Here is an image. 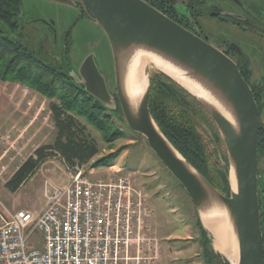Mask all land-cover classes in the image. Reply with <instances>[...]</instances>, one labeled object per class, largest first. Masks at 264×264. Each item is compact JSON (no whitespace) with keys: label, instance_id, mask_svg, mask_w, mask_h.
Segmentation results:
<instances>
[{"label":"water","instance_id":"water-1","mask_svg":"<svg viewBox=\"0 0 264 264\" xmlns=\"http://www.w3.org/2000/svg\"><path fill=\"white\" fill-rule=\"evenodd\" d=\"M58 1L80 3L86 8L107 35L114 59L115 91L94 51L84 57L78 69L71 70L73 79L109 110L121 106L124 123L146 137L186 190L201 226L214 242L205 215L227 218L235 245L234 252L222 254L229 264H264L258 182L260 111L253 88L238 64L145 0ZM43 21L55 24L54 20ZM139 56L157 58V62L150 61L156 69L186 89L214 119L227 148V158L222 153L220 158L229 182L228 194L204 176L158 125L149 105L148 64L141 67L142 76L131 78ZM203 126L212 133L206 124Z\"/></svg>","mask_w":264,"mask_h":264},{"label":"rangeland","instance_id":"rangeland-1","mask_svg":"<svg viewBox=\"0 0 264 264\" xmlns=\"http://www.w3.org/2000/svg\"><path fill=\"white\" fill-rule=\"evenodd\" d=\"M22 3L24 13L30 21L24 24L20 40L35 50L39 49L42 44L43 58L49 60L51 55L55 58L59 53L57 44L64 43L63 33L73 26L74 20L80 14L79 6L58 0H22ZM43 20L56 22L57 40L55 30ZM74 26L70 36V55L75 68L79 67L80 62L89 52H96L100 68L108 80H111L112 88H114V59L104 30L96 21L88 17H82ZM147 64L152 73L156 66L151 62ZM9 89L13 100L12 119L9 123L10 125L16 124L20 129L28 128L25 134L27 146L23 158L12 162L4 178H0V199L11 211L29 209L40 212L46 205L45 179L53 178L56 181L68 182V166L59 154H55L42 162L17 191L6 186L10 173H14L18 165L33 155L38 147L52 143L56 136V128L51 117L46 119L49 114L50 100L20 83H11ZM30 100L32 105H28ZM40 107L43 110L34 119ZM118 123L122 125L121 122ZM86 126L87 131L97 140L100 148L99 154L94 159L126 146L113 165L123 166L124 174L144 192L148 206L154 211V224L162 249V257L158 264H209L194 204L183 186L151 149L146 137L126 128L127 136L117 140L112 145L113 148H110L99 131L91 125L86 124ZM210 139L214 144L209 143L208 147L222 164L220 153L223 156L227 155L226 145L225 143L218 145L213 135ZM206 141L208 143L207 139ZM94 159L82 164L87 175L92 179L107 177L111 172L109 166L92 167ZM9 161V158L4 159L3 165L9 164ZM258 169L260 172L264 171V153L259 156ZM36 239H38L36 245L42 247L40 233L32 236V240ZM213 243L215 252L221 253L222 251L216 247L214 241Z\"/></svg>","mask_w":264,"mask_h":264},{"label":"trees","instance_id":"trees-1","mask_svg":"<svg viewBox=\"0 0 264 264\" xmlns=\"http://www.w3.org/2000/svg\"><path fill=\"white\" fill-rule=\"evenodd\" d=\"M23 13L22 0H0V79L23 84L50 100L56 136L52 143L38 147L14 172L6 183L13 191H17L42 162L55 154H60L71 164H86L94 159L100 148L97 140L87 131L86 124L99 131L110 148L117 140L127 136L125 130L129 128L124 123L120 105L117 110H109L89 94L84 85L73 79L69 43V53L66 52L62 58L45 60L42 44L35 50L20 40ZM150 78L149 105L160 128L204 176L228 194L229 182L224 167L208 147L209 143L214 144L210 139L212 135L218 145H224L212 116L194 96L162 71L155 69ZM203 124L209 127L212 135ZM125 149L126 146H123L94 159L92 167L113 165ZM258 150L259 155L264 152V138H259ZM199 226L206 256L212 255L220 261L226 259L215 252L212 239L200 221ZM212 260L208 258L209 264H213Z\"/></svg>","mask_w":264,"mask_h":264},{"label":"built area","instance_id":"built-area-1","mask_svg":"<svg viewBox=\"0 0 264 264\" xmlns=\"http://www.w3.org/2000/svg\"><path fill=\"white\" fill-rule=\"evenodd\" d=\"M27 129L13 124L0 132V178L23 158ZM6 158L9 164L3 165ZM61 158L68 182L45 179L46 205L40 212L11 211L0 199V263L158 264L162 249L154 211L123 166L110 165L107 177L92 179L84 165ZM36 233L42 235V247L32 240Z\"/></svg>","mask_w":264,"mask_h":264},{"label":"flooded vegetation","instance_id":"flooded-vegetation-1","mask_svg":"<svg viewBox=\"0 0 264 264\" xmlns=\"http://www.w3.org/2000/svg\"><path fill=\"white\" fill-rule=\"evenodd\" d=\"M145 1L182 27L223 51L238 64L243 76L253 88L258 102L260 111L259 138H264V0ZM72 5L79 6L80 14L74 20L73 26L63 33L64 43L57 44L59 53L56 58H62L66 52L69 53L67 43H71L70 36L74 25L82 17H88L95 21L83 5L80 3ZM29 21L23 13L20 20L21 26L24 27V24ZM48 25L55 30L57 36L56 22L54 25ZM55 39L57 40V37ZM73 67L75 68L74 63ZM109 86L111 90L115 91L111 83ZM258 174L261 223L264 236V171L260 172L258 169ZM208 258L213 259V264H228L226 263L228 262L227 259L224 258L222 261L213 258L212 255Z\"/></svg>","mask_w":264,"mask_h":264},{"label":"bare ground","instance_id":"bare-ground-1","mask_svg":"<svg viewBox=\"0 0 264 264\" xmlns=\"http://www.w3.org/2000/svg\"><path fill=\"white\" fill-rule=\"evenodd\" d=\"M154 60L155 62L158 61L157 58H152L149 56H139L135 60V69L132 73L131 78L134 79L142 76L141 67H143L148 62ZM134 89L132 86L131 90ZM198 92L204 94L201 89H198ZM222 215L224 212L221 211ZM205 223L210 228L211 232L214 234L215 237V244L216 247L225 254H230L234 252L235 245L233 243V233L232 229L228 223V220L225 216H215V215H205L204 217ZM234 256H237L236 252Z\"/></svg>","mask_w":264,"mask_h":264},{"label":"crops","instance_id":"crops-1","mask_svg":"<svg viewBox=\"0 0 264 264\" xmlns=\"http://www.w3.org/2000/svg\"><path fill=\"white\" fill-rule=\"evenodd\" d=\"M9 87H11V83L3 82L0 79V132L13 125L9 123L12 119L11 110L13 105Z\"/></svg>","mask_w":264,"mask_h":264}]
</instances>
